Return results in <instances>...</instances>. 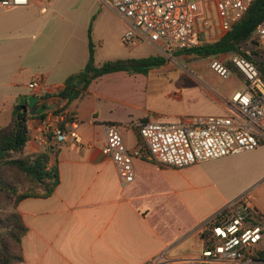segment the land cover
Segmentation results:
<instances>
[{
  "label": "crops",
  "instance_id": "1",
  "mask_svg": "<svg viewBox=\"0 0 264 264\" xmlns=\"http://www.w3.org/2000/svg\"><path fill=\"white\" fill-rule=\"evenodd\" d=\"M56 2L0 6V129L11 123L14 107L21 104L35 117L28 122L24 156L59 147L49 164L59 168L55 192L24 199L17 207L27 227L23 264H150L159 257L166 260L162 264H206L201 259L208 225L248 193L228 179L227 167L213 169L232 156L182 169L138 157L133 162L136 180L122 184L115 162L104 152L106 125L119 126L126 146L135 150L143 144L138 133L143 122L193 118L186 110H172L159 91L164 83L158 73L174 67L169 61L146 74L117 71L94 80L88 95L65 112L74 114L80 141L70 138L57 145L46 128H60L64 120L65 114H54L67 105L59 93L87 65L90 30L97 64L153 55L144 43L123 44L127 25L108 0H92L82 13L62 5L59 10ZM230 69L237 91H243L245 79ZM191 75L202 85L199 76ZM36 78L46 82L43 92L30 89ZM206 92L227 112L219 93ZM257 180L253 186L259 187L264 177Z\"/></svg>",
  "mask_w": 264,
  "mask_h": 264
},
{
  "label": "built area",
  "instance_id": "2",
  "mask_svg": "<svg viewBox=\"0 0 264 264\" xmlns=\"http://www.w3.org/2000/svg\"><path fill=\"white\" fill-rule=\"evenodd\" d=\"M33 0H0L5 9L29 7ZM110 5L126 23L122 37L126 46L152 45L162 56L198 47L201 33L220 39L240 22L254 0H110ZM215 11V13H214ZM209 12L211 17H209ZM204 19L203 23H200ZM254 38L264 53V18ZM231 63L245 79V89L230 98H221L226 114L186 118L177 122L147 121L140 125L143 142L140 149H129L119 126L106 125L104 152L116 164L123 185L136 180L134 159L147 156L154 163L177 169L206 161L219 160L258 149L264 145V79L254 62L241 55L227 59L215 57L211 69L222 79L232 76ZM36 92L46 89V82L36 78L29 85ZM219 95V94H218ZM61 117H64L63 115ZM76 119L65 130L47 126L56 136L57 145L70 138L80 141L75 131ZM246 195L234 202L219 221L211 222L205 233L202 261L206 264H264L255 257L264 250V212L250 203ZM159 257L150 264H162Z\"/></svg>",
  "mask_w": 264,
  "mask_h": 264
},
{
  "label": "trees",
  "instance_id": "3",
  "mask_svg": "<svg viewBox=\"0 0 264 264\" xmlns=\"http://www.w3.org/2000/svg\"><path fill=\"white\" fill-rule=\"evenodd\" d=\"M263 18L264 0H254L244 18L218 41L209 42L206 34L201 33V43L198 47L181 50L174 55L199 58L219 57L224 54L241 55L255 63L264 79V53L259 48L258 40L254 38L255 30ZM89 39L90 53L86 67L70 76L66 80L65 88L59 93L60 97L67 100L66 107L54 111L57 115L65 114L60 124L62 130H65L68 122L75 120L73 113H65L67 108L73 102L87 96L91 83L97 78L117 71L146 74L153 68L165 65L168 61L165 56L153 55L97 64L91 30ZM228 66L240 74L230 62ZM33 118L35 117L30 116L23 105L18 104L14 107L11 123L0 129V211L6 213L5 220H2L6 223L0 224L5 231L0 235V264L25 262L23 239L27 234V227L17 212L20 202L27 198L48 197L55 192L60 183L59 168L49 167L52 155H58L59 147L51 146L46 152L29 156L23 154L30 140L28 122ZM138 133L140 135V131ZM8 242H11L14 247L11 248ZM255 257L264 260V250L257 251Z\"/></svg>",
  "mask_w": 264,
  "mask_h": 264
},
{
  "label": "rangeland",
  "instance_id": "4",
  "mask_svg": "<svg viewBox=\"0 0 264 264\" xmlns=\"http://www.w3.org/2000/svg\"><path fill=\"white\" fill-rule=\"evenodd\" d=\"M91 2L92 0H57L56 6L59 10H61L60 5L64 9L67 8L66 10H72L75 7L74 10L82 13ZM95 11L96 13L98 11L97 3H95ZM211 13L209 12V17H211ZM203 21L204 19H201L200 23H203ZM207 40L215 42L211 38ZM144 44L148 54L160 55L152 45ZM227 56L230 57L231 55ZM215 57L199 58L189 55L167 57L169 62L174 63V67H165L166 70L164 72L158 73L161 78L159 79L164 83L162 88H159V91L163 97L166 96V100L172 110H186L192 117L227 113L223 106L213 100L206 91L215 90L221 97L230 98L240 88L234 77L224 80L211 69L210 64ZM190 73L199 76L202 80V85L196 83ZM151 74V78H157L155 73ZM240 154L233 155L228 161L217 162L213 169L227 167V172H231V175H228V179H231L232 183L240 191L243 188L248 191L246 195H251L250 203L257 207H264V182L259 187H256L257 185L253 186L258 181L257 179L264 177V145L256 150ZM260 164L263 165L260 166ZM231 169L234 170L228 171ZM222 172L225 173L224 170ZM1 199L4 201L3 197ZM5 218L6 213L0 211V224L4 225L6 223L2 221ZM3 233L5 231L0 227V235ZM7 244L11 248L14 247L11 242Z\"/></svg>",
  "mask_w": 264,
  "mask_h": 264
},
{
  "label": "water",
  "instance_id": "5",
  "mask_svg": "<svg viewBox=\"0 0 264 264\" xmlns=\"http://www.w3.org/2000/svg\"><path fill=\"white\" fill-rule=\"evenodd\" d=\"M25 110H26V108H25Z\"/></svg>",
  "mask_w": 264,
  "mask_h": 264
}]
</instances>
